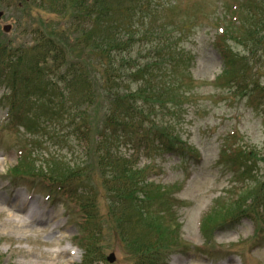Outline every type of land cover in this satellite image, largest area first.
Masks as SVG:
<instances>
[{"label":"rangeland","instance_id":"obj_1","mask_svg":"<svg viewBox=\"0 0 264 264\" xmlns=\"http://www.w3.org/2000/svg\"><path fill=\"white\" fill-rule=\"evenodd\" d=\"M133 2L146 16L144 27L129 19L140 34L148 28L162 34L170 29L179 41L186 72L181 67L173 72L180 82L173 92L178 103L163 112L159 126L151 125H170L184 143L179 154L138 153L134 167L141 172L118 193L113 177H122L121 169L100 167L93 139L92 151L81 153L71 140L65 145L46 142V135L8 122L0 87V264H83L90 232L99 239L94 264H264V115L216 78L221 70L212 50L224 33L229 43L236 38L232 32L246 36L238 25L246 3ZM62 11L49 0H0V41L24 46L39 29L63 46L68 62L84 63L100 89L93 107L97 122L109 105L103 82L91 50L77 42L71 12L64 16ZM258 78L264 85V68ZM20 153L37 159V166L45 158H71L83 174L79 184L94 194L93 207L85 210L60 196L50 202L40 193V185L47 184L11 174ZM235 153L251 163V174L243 167L231 175L225 158ZM23 199L29 207L46 210L54 223L28 226L19 204ZM110 253L116 256L113 263L106 259Z\"/></svg>","mask_w":264,"mask_h":264},{"label":"trees","instance_id":"obj_2","mask_svg":"<svg viewBox=\"0 0 264 264\" xmlns=\"http://www.w3.org/2000/svg\"><path fill=\"white\" fill-rule=\"evenodd\" d=\"M49 1L60 4L64 16L71 12L70 24L79 33L77 42L89 48L96 61V75L103 82L109 105L95 139L94 153L104 171L121 169L122 177H113L118 179L115 191L125 192L141 172L132 168L139 152L178 155L184 144L170 125L163 129L151 127L159 126L163 112L178 103L173 92L180 82L173 72L176 67L186 72L179 41L170 29L162 34L148 28L140 34L135 27H144L146 16L134 0ZM242 2L246 3V15L240 17L238 25L249 39L232 32L236 38L231 44L224 40V33L215 44L221 61L220 79L235 96L245 95L248 103L264 115V85L258 78V70L264 67V0ZM130 18L139 23L130 25ZM245 20L248 26L243 25ZM31 34L33 38L22 47L0 43V87L9 117L31 134H50L63 140L73 136L83 152L92 151L89 140L95 123L93 107L100 95L97 80L84 63L68 62L63 46L43 31L36 29ZM239 45L242 50L237 48ZM123 146L132 152H122ZM52 159L45 158L37 166V159L20 154L10 173L55 186L57 192L90 210L94 194L88 185L79 184L81 168L70 160ZM225 159L232 166V174H239L243 167L247 173L253 170L239 154ZM96 234L92 232L84 245L83 264L93 263L91 258L98 256Z\"/></svg>","mask_w":264,"mask_h":264},{"label":"bare ground","instance_id":"obj_3","mask_svg":"<svg viewBox=\"0 0 264 264\" xmlns=\"http://www.w3.org/2000/svg\"><path fill=\"white\" fill-rule=\"evenodd\" d=\"M23 207V211L25 215L27 216L28 226H36L40 224H44L46 227L49 226V224L54 223V217H52L46 210H44L42 207L36 208L34 206H28V202L24 199L19 203Z\"/></svg>","mask_w":264,"mask_h":264},{"label":"water","instance_id":"obj_4","mask_svg":"<svg viewBox=\"0 0 264 264\" xmlns=\"http://www.w3.org/2000/svg\"><path fill=\"white\" fill-rule=\"evenodd\" d=\"M108 259L110 262H113L114 261V254H111Z\"/></svg>","mask_w":264,"mask_h":264}]
</instances>
